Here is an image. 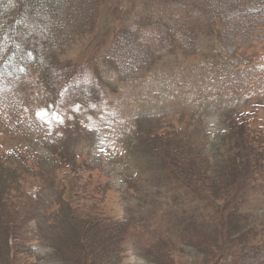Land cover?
I'll return each instance as SVG.
<instances>
[{
	"label": "rangeland",
	"instance_id": "rangeland-1",
	"mask_svg": "<svg viewBox=\"0 0 264 264\" xmlns=\"http://www.w3.org/2000/svg\"><path fill=\"white\" fill-rule=\"evenodd\" d=\"M260 1L60 4L0 73V264L264 259Z\"/></svg>",
	"mask_w": 264,
	"mask_h": 264
},
{
	"label": "trees",
	"instance_id": "trees-1",
	"mask_svg": "<svg viewBox=\"0 0 264 264\" xmlns=\"http://www.w3.org/2000/svg\"><path fill=\"white\" fill-rule=\"evenodd\" d=\"M30 5V13L31 18L36 17H47L50 15L51 18L49 20L55 19V14L58 12V9L60 7V4H62L65 0H25ZM146 2V0H143ZM151 2V0H148ZM236 0H233V3ZM242 2L241 9L244 12V14L247 16V10H253L250 8V6H260L262 2L260 0H240ZM8 5L6 4L5 0H0V16L6 15V8ZM232 15H236V11H231ZM55 26L58 27V22H54ZM15 33L20 32L18 29H14ZM8 35L7 31L3 32V30H0V59H3L6 55L2 56L6 50H11V58L14 59L16 56H19L23 58V53H19L17 50L14 49L13 46H4L8 44V42H14L16 34ZM35 54L40 53V51L37 48H34L32 50ZM0 64H3V61L0 60ZM233 263V261H232Z\"/></svg>",
	"mask_w": 264,
	"mask_h": 264
}]
</instances>
